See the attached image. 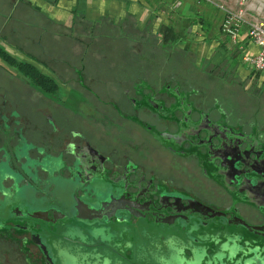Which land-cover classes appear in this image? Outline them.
Wrapping results in <instances>:
<instances>
[{"label": "flooded vegetation", "instance_id": "1", "mask_svg": "<svg viewBox=\"0 0 264 264\" xmlns=\"http://www.w3.org/2000/svg\"><path fill=\"white\" fill-rule=\"evenodd\" d=\"M191 80L95 105L114 136L87 119L84 129L56 123L64 102L0 110V199L10 198L0 219L31 264H59L58 245L75 264H241L264 254V127L232 120Z\"/></svg>", "mask_w": 264, "mask_h": 264}, {"label": "crops", "instance_id": "2", "mask_svg": "<svg viewBox=\"0 0 264 264\" xmlns=\"http://www.w3.org/2000/svg\"><path fill=\"white\" fill-rule=\"evenodd\" d=\"M180 4L181 0H0V46L16 60L30 62L49 75L57 93L63 86L89 92L95 70L107 69L124 76L126 93L136 86L153 85L149 75H157L163 86L174 73L169 72L170 65L177 69L184 60L177 57L180 51L214 65L223 63L224 54L236 46L243 55L256 53L245 24L236 40L222 31L224 11L218 6L184 0L177 12ZM176 42L177 52L171 46ZM236 71L247 85L264 86L262 73L252 68L248 74L238 67ZM56 91H44L0 56V102H58ZM246 98L238 101L241 109L251 106ZM257 105L254 109L264 121V102ZM250 110L252 114V106ZM11 237L8 225H3L0 264H31L28 252L18 249Z\"/></svg>", "mask_w": 264, "mask_h": 264}, {"label": "rangeland", "instance_id": "3", "mask_svg": "<svg viewBox=\"0 0 264 264\" xmlns=\"http://www.w3.org/2000/svg\"><path fill=\"white\" fill-rule=\"evenodd\" d=\"M199 1L202 4H209V2L205 0ZM183 5L184 0H181V4L176 7L177 12L182 8ZM195 14L196 13H193L192 16L193 21V17L196 16ZM196 23L199 22L197 21ZM202 25L204 26V29H206L207 21H204ZM171 46L173 49L174 47H176L177 52L178 43L176 42ZM179 53L180 55L177 53V57L184 56V60H181L182 64H177V69L173 67V65H170L169 72L174 73L168 75L169 80L165 83V87L168 88V86L170 85L169 88H173L176 75L185 77L188 76L189 78L191 77L192 84H187L186 87L189 88L190 86L197 92L200 91L199 93L203 97L204 101L211 103L219 102L221 109L226 112L234 121L238 120L241 122L245 117H248L254 124H257L260 127H264V121L262 120L259 113H257V111L254 109V107L258 108L257 104H259L260 102H264V86L260 87L259 85L250 82L249 85H247V82L245 80H242L243 77L236 71V68L238 67L244 70L246 74H248L249 72H251V68L253 69L249 61L243 60V54L238 46H236V48H234L232 51H228L227 53H225V59L223 63L219 65H214L206 59H201V57L195 59V57L189 52L180 51ZM92 75L94 77V82L91 87L92 90H94V92L98 94V96H96L95 94L96 98L93 97L91 92H82L83 90L68 91L67 89H65L66 86H63V89L61 91H58V93L56 91L59 99L61 98V100H59L58 102H64L66 108H63V112L59 113V116L55 119V121L56 123H62L64 121V118L65 120L69 119L71 122L70 124H68L69 128L79 127L84 129L86 125L83 121L84 119H87L86 121H91V123L88 124L90 127L95 126L94 128L97 130L102 129V132L109 136L117 135L116 128H107L109 124L108 114L99 113L95 105L108 109L111 107L112 99L118 102H127L128 97L126 96V93L123 92V88H125V86L121 81L124 76H120L118 72L108 69L104 72L95 70L94 74ZM170 76L173 77L171 78ZM149 80L152 82L154 87L158 88L160 86V80L157 75H149ZM141 82L142 81H140L139 83ZM131 93L132 92L130 91L129 94ZM244 96H248V98L246 99H251L252 101L249 102V105L253 107L252 114L251 110L249 113L247 112L249 111L251 106H249L248 109H241V107L239 106V102L244 98ZM64 98L65 100H62ZM2 103L3 102H0V110L2 111L8 110L10 112L16 109V107H12V105H14V102H6V106H2ZM30 106V102H19L20 111L26 110V108H29ZM233 106H236V108L232 109ZM13 113L15 114V111H13L12 114ZM99 121L103 122L98 123ZM16 149L18 148L16 147ZM60 191H63V188L59 183V188L56 190V192L60 193ZM9 200L10 198H7L5 200L0 199V218H2V215H6L9 213ZM1 224L4 225L5 223L4 220L0 219V225ZM66 226L68 227L69 225ZM68 231L73 232L74 230L69 229ZM93 235H95V237L105 239L102 232H100L99 234L95 233ZM60 249L61 248H59V245L58 247L54 246V257L56 259V262L59 264H75V252L72 253L69 251V253H64L62 249L60 253L58 251ZM68 250H70V248H68ZM98 264L115 263L106 258L104 262Z\"/></svg>", "mask_w": 264, "mask_h": 264}, {"label": "built area", "instance_id": "4", "mask_svg": "<svg viewBox=\"0 0 264 264\" xmlns=\"http://www.w3.org/2000/svg\"><path fill=\"white\" fill-rule=\"evenodd\" d=\"M224 11L221 22L222 31L236 40L242 24L247 27V34L257 46L254 54H244L254 70L264 75V0H206ZM236 5V6H235Z\"/></svg>", "mask_w": 264, "mask_h": 264}, {"label": "trees", "instance_id": "5", "mask_svg": "<svg viewBox=\"0 0 264 264\" xmlns=\"http://www.w3.org/2000/svg\"><path fill=\"white\" fill-rule=\"evenodd\" d=\"M0 56L7 62L15 65L24 75L44 91L50 93L56 91L57 85L55 81L49 75L41 72L30 62L16 60L2 46H0Z\"/></svg>", "mask_w": 264, "mask_h": 264}, {"label": "water", "instance_id": "6", "mask_svg": "<svg viewBox=\"0 0 264 264\" xmlns=\"http://www.w3.org/2000/svg\"><path fill=\"white\" fill-rule=\"evenodd\" d=\"M241 264H264V254H255L253 257L250 258L249 261H245Z\"/></svg>", "mask_w": 264, "mask_h": 264}]
</instances>
